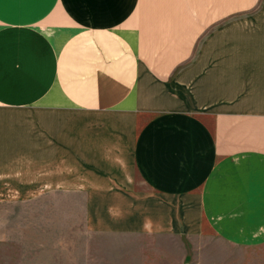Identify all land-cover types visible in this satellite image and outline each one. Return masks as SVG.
Wrapping results in <instances>:
<instances>
[{"label": "crops", "instance_id": "crops-1", "mask_svg": "<svg viewBox=\"0 0 264 264\" xmlns=\"http://www.w3.org/2000/svg\"><path fill=\"white\" fill-rule=\"evenodd\" d=\"M0 249L264 264V0H0Z\"/></svg>", "mask_w": 264, "mask_h": 264}, {"label": "rangeland", "instance_id": "rangeland-1", "mask_svg": "<svg viewBox=\"0 0 264 264\" xmlns=\"http://www.w3.org/2000/svg\"><path fill=\"white\" fill-rule=\"evenodd\" d=\"M70 232L71 233H81V228L77 225V226H72V227H70ZM224 248V251H226V252H228V253H234L235 252V250H231L230 248H226V247H223ZM0 250H2V249H0ZM259 252V251H258ZM236 253V252H235ZM254 253L255 252H252V253H244V254H242V253H240L239 251H238V254H240V255H244V256H246L247 254H249V255H254ZM255 254H257V253H255ZM243 260V262L245 263H247V259H244V258H242V259H240V261H242ZM2 260L0 259V262H1ZM8 261H11V262H13L12 261V259H10V260H8ZM245 263V264H246ZM1 264V263H0Z\"/></svg>", "mask_w": 264, "mask_h": 264}]
</instances>
